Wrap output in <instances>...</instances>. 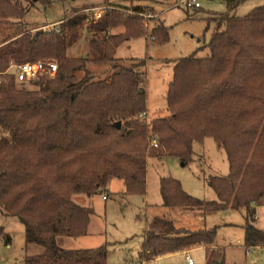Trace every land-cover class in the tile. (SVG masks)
<instances>
[{"label": "trees", "instance_id": "obj_1", "mask_svg": "<svg viewBox=\"0 0 264 264\" xmlns=\"http://www.w3.org/2000/svg\"><path fill=\"white\" fill-rule=\"evenodd\" d=\"M15 1L21 0H0V23L23 18ZM103 6L99 20L76 12L50 28L1 38L0 73L39 58L57 63L53 78L19 82L8 73L0 84V212L22 223L25 245L42 247L15 264H106L104 245L71 249L57 243V237L85 235L94 214L72 196L92 197L111 179L121 180L126 192L143 194L149 157L186 163L193 143L205 137L213 138L229 166L225 176L208 178L216 199L190 196L178 180L164 176L161 205L206 214L242 209L245 246L264 247V225L255 218L264 199V8L213 17L219 30L206 44L208 53L174 61L168 114L143 121V76L138 65L119 64L115 53L145 35L144 9ZM86 25L85 55H69ZM151 38L164 42L167 30L155 25ZM108 62L112 71L104 79L87 68ZM214 235V228H179L156 216L142 235L141 256L150 260L203 246L207 263L215 264L220 252L212 249Z\"/></svg>", "mask_w": 264, "mask_h": 264}, {"label": "rangeland", "instance_id": "obj_2", "mask_svg": "<svg viewBox=\"0 0 264 264\" xmlns=\"http://www.w3.org/2000/svg\"><path fill=\"white\" fill-rule=\"evenodd\" d=\"M182 0H44L15 1L25 14L21 19L0 23V41L7 34L34 32L47 29L76 12H84L95 21L94 14L104 13L103 3L144 9L142 24L145 35L123 42L116 50L119 64L138 65L144 82L146 115L143 121L168 114L165 95L172 79L176 59L196 52L198 56L208 53L206 44L212 34L219 30L212 19L220 15L244 16L257 7L264 8V0H199L197 9L187 8ZM100 19V18H99ZM97 19V20H99ZM167 30L168 39L158 42L152 39L155 25ZM87 26V25H86ZM85 26V27H86ZM119 27L114 32H120ZM90 33L84 29L80 39L68 50L71 56H84ZM52 59V58H39ZM56 61V60H55ZM112 63H89L87 68L100 79L111 74ZM78 71L77 75L82 76ZM156 148V147H155ZM191 159L183 163L175 157L161 156L147 159L145 192L129 193L119 179H111L105 190L92 197L74 194L72 199L79 205L91 207L88 231L80 237H57V243L65 248L106 247V264H208L206 250L196 246L187 252H176L150 260L141 256L142 235L148 223L156 216L171 219L179 228L189 230L214 228V246L220 252L215 264H264V247L248 248L244 244L245 214L242 209L206 214L200 210L161 205L159 192L161 177L178 180L190 196L201 200H215L216 194L208 185L211 175L225 176L228 162L221 148L212 137L192 145ZM104 196V198H103ZM256 223L264 225V199L258 206ZM0 264H15L25 256L40 253L42 247L25 245L24 227L15 217L0 212ZM7 236V238H6Z\"/></svg>", "mask_w": 264, "mask_h": 264}, {"label": "built area", "instance_id": "obj_3", "mask_svg": "<svg viewBox=\"0 0 264 264\" xmlns=\"http://www.w3.org/2000/svg\"><path fill=\"white\" fill-rule=\"evenodd\" d=\"M187 8H199V0H182ZM95 20L101 17V12L94 14ZM57 70V63L54 59H36L19 64H10L7 70L0 73V84L4 81L5 74L13 73L15 80L19 82L38 81L42 78H53ZM152 141V146L156 147ZM104 198V196H103ZM188 264H192L191 258L186 255Z\"/></svg>", "mask_w": 264, "mask_h": 264}, {"label": "crops", "instance_id": "obj_4", "mask_svg": "<svg viewBox=\"0 0 264 264\" xmlns=\"http://www.w3.org/2000/svg\"><path fill=\"white\" fill-rule=\"evenodd\" d=\"M257 208H259V207H257ZM257 208H256V211H257ZM225 211H227V210L220 211V212H216V213H222V212H225ZM175 253H176V252H175ZM171 254H174V253H171ZM171 254H169V255H171Z\"/></svg>", "mask_w": 264, "mask_h": 264}, {"label": "water", "instance_id": "obj_5", "mask_svg": "<svg viewBox=\"0 0 264 264\" xmlns=\"http://www.w3.org/2000/svg\"><path fill=\"white\" fill-rule=\"evenodd\" d=\"M227 1H232V0H227Z\"/></svg>", "mask_w": 264, "mask_h": 264}]
</instances>
